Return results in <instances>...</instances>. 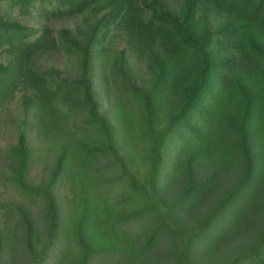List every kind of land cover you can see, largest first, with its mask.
<instances>
[{
	"label": "trees",
	"instance_id": "16d2710c",
	"mask_svg": "<svg viewBox=\"0 0 264 264\" xmlns=\"http://www.w3.org/2000/svg\"><path fill=\"white\" fill-rule=\"evenodd\" d=\"M66 19L80 22L53 27ZM129 54L146 62L151 89ZM52 55L75 60L79 78L44 70ZM98 69L115 106H139L137 123L101 115ZM19 95L27 118L5 182L24 203L7 209L0 264L11 250L25 264H264V0H182L177 11L169 0H0V112ZM81 115L84 124L70 126ZM29 127L66 139L38 185ZM135 161L141 180L128 169ZM90 174L109 192L131 190L100 201ZM63 183L73 193L65 216Z\"/></svg>",
	"mask_w": 264,
	"mask_h": 264
},
{
	"label": "rangeland",
	"instance_id": "374dc122",
	"mask_svg": "<svg viewBox=\"0 0 264 264\" xmlns=\"http://www.w3.org/2000/svg\"><path fill=\"white\" fill-rule=\"evenodd\" d=\"M182 0H169V4L172 10L177 11L178 7L181 5ZM213 19L211 23H213V26H217L219 23L215 16H212ZM78 19H71V20H63L58 21L53 24V27L56 30L60 29H75L79 25ZM30 24L33 25V22ZM116 48L119 50H123L127 47V43L123 39H118L116 43ZM129 65L131 69H133V73L136 75L138 82L140 85L147 89L152 88V76L147 68L146 62L142 59H138V57H134L133 55L129 54L128 59ZM41 67L44 70H49L52 68H55L59 71H61V75L63 78L75 80L79 78L80 72L77 70V63L75 60L67 59L65 57L59 56H50V57H44L41 59L40 62ZM180 66V69L184 68V65L178 64ZM97 74V75H96ZM96 76L93 78L94 82V88L96 92V98L99 102L100 107V113L101 115H105L109 119H111L114 123L117 124L118 116L121 118L127 117L130 122L134 121L137 123L138 118V105H129L127 103L122 102V104L116 105V102H114V93L106 86V84L103 81L102 77V70L98 69L96 71ZM171 103L167 104L166 107H173L174 105H177L178 98L172 97ZM119 107V109L117 108ZM136 107V108H135ZM125 116V117H124ZM26 115L24 114L22 103L20 99V95L16 100L11 102L6 106L5 110H1L0 112V229H5L8 225L6 222L8 212L7 209L11 208L9 205L11 203H24L23 198L18 195V193L11 188L8 184H6V177H8V174H10V168H11V161L9 160V154H7V151H9L12 147H14L17 144L18 140V134L21 126L24 124V120L26 119ZM86 121L84 116H77L75 117L71 122H69L70 126H73L74 124L82 125ZM41 139L36 137V132L33 128L29 127L28 131V141L31 145L34 154H35V163L32 168V173L30 175V182L33 185H38L42 181L46 180V178L49 175V172L55 162V155L57 153H60V148L62 147L63 143L66 141V139H58L59 141L53 140L51 137L46 136L40 137ZM135 139V138H134ZM49 140L51 142H49ZM133 150L139 155L144 152L145 146L141 141L136 142L133 141L131 144ZM121 155L124 154V151L121 150ZM128 169L131 173L135 174L139 180L141 178H144V175H147V171L144 167L140 169V165L135 161L130 164H128ZM114 174V173H112ZM86 180H88L93 187H99L98 193L101 196V193L105 195L104 197L100 198L101 200H104L106 202L110 203H118V201L122 198L123 195L126 197L128 193L131 190L129 184H125L122 188L116 187L112 192H109L107 188H103L98 184V180L94 175H89ZM127 180V179H126ZM84 182V180H83ZM57 196L59 198L61 206H63L64 212L63 216L67 215L68 213L73 212V205H71V199L73 197V193L70 190V186L67 183H63L58 189H57ZM94 205V204H93ZM28 206L32 209L35 216L34 219H39L40 224H42L44 221L42 220L41 210L35 206H31L28 204ZM96 210L98 208L97 205H94ZM119 214L121 215L126 214V210L128 209L126 206L120 207ZM206 208V207H203ZM113 212H110V216H112ZM128 214V213H127ZM18 220L16 217L10 222L9 224V232H11L14 228V225L17 224ZM99 220H96L93 225L97 226L99 225ZM43 225V224H42ZM11 234V233H10ZM19 236H21L20 233H18ZM109 232L108 229L106 230V238L107 241L109 238ZM21 251V250H20ZM22 252V251H21ZM21 253L15 252L14 250H11L10 254L7 255L4 259L3 264H25L28 262V259L26 256ZM53 257L49 260L47 264H54ZM108 261L105 262V264ZM210 264H225L223 263L222 259L213 261Z\"/></svg>",
	"mask_w": 264,
	"mask_h": 264
}]
</instances>
